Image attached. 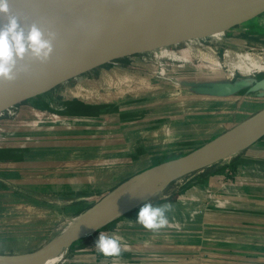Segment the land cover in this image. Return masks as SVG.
Returning <instances> with one entry per match:
<instances>
[{"label": "rangeland", "instance_id": "obj_1", "mask_svg": "<svg viewBox=\"0 0 264 264\" xmlns=\"http://www.w3.org/2000/svg\"><path fill=\"white\" fill-rule=\"evenodd\" d=\"M262 21L264 12L208 37L168 46L186 60L175 61L154 51H119L113 54L119 58L1 108L0 255L30 253L52 243L68 220L110 192L264 109L258 93H240L228 103L215 101L200 108L202 103L177 102L178 95L189 96L177 88L184 79L196 78L200 83L214 78L232 84L246 77H264V71L244 75L225 63L227 51L264 61ZM53 115L58 118L54 120ZM148 116L150 123L144 122ZM194 123L198 135L207 134L199 142L186 137ZM158 139L161 144L166 140V149L157 153L152 148H158L153 144ZM148 141H153L150 147ZM148 148L154 152L149 160L144 155ZM177 179L149 201L170 204L167 216L177 214L175 222L168 217V223L177 227L180 244L177 260L172 254L171 260L176 264H264V134L227 161ZM141 206L57 251L50 264H174L159 262L152 255L141 260L135 251L125 250L126 245L118 257L95 248L100 233L136 236L149 231L151 241L156 233H169L163 230L168 224L151 231L137 222ZM122 221L133 223L116 229Z\"/></svg>", "mask_w": 264, "mask_h": 264}, {"label": "water", "instance_id": "obj_2", "mask_svg": "<svg viewBox=\"0 0 264 264\" xmlns=\"http://www.w3.org/2000/svg\"><path fill=\"white\" fill-rule=\"evenodd\" d=\"M9 8L25 30L36 24L46 33H55L56 39L47 62L30 55L17 62V79L0 81V98L18 90H35L47 82L54 87L87 68L119 58L109 43L121 36L132 35L134 41L208 37L260 15L264 0H230L207 16L173 0H9ZM6 22L0 16V25ZM255 86H264V81ZM83 233L85 229L66 249Z\"/></svg>", "mask_w": 264, "mask_h": 264}, {"label": "bare ground", "instance_id": "obj_3", "mask_svg": "<svg viewBox=\"0 0 264 264\" xmlns=\"http://www.w3.org/2000/svg\"><path fill=\"white\" fill-rule=\"evenodd\" d=\"M173 1L183 5L196 14L207 16L215 9L228 3L230 0ZM133 37L134 36L132 35H124L111 41L109 43L110 46L115 48L112 50V54L123 50L134 49L138 52L154 51V55L155 52H158L175 61L186 60L185 56L178 55L172 52V49L169 50L168 48L171 44L173 46V44H176L179 41H185L183 39L171 38L134 41ZM203 52L206 53L205 51ZM225 57V63L232 71L236 70L244 75H249L257 71H264V61H261L258 57L251 54H239L227 51ZM206 58L210 59L208 61H211L212 63L219 64V62L213 58ZM50 85V82H47L35 90H18L1 97L0 110L10 104V102L17 100L19 97H31L36 90ZM52 118L56 120L58 116L53 115ZM263 132L264 109L257 114L255 113V115L249 119L235 125L233 128L222 133L199 149L191 152V154L189 153V155L186 154V156L184 155L180 158L172 159L168 162L151 167L128 183L110 192L87 211L74 219L68 220L63 226L64 228L62 231L52 243L45 244L30 253L18 255L2 254L0 255V264H50V258L62 248H67L69 242L77 238L79 231L85 229V233H83L82 236L90 235L93 231L105 226L123 213L141 204L143 205V203L151 201L154 197L161 195L166 186L178 177L193 171H198L219 161H227V159L237 155L248 144L255 141V139Z\"/></svg>", "mask_w": 264, "mask_h": 264}, {"label": "crops", "instance_id": "obj_4", "mask_svg": "<svg viewBox=\"0 0 264 264\" xmlns=\"http://www.w3.org/2000/svg\"><path fill=\"white\" fill-rule=\"evenodd\" d=\"M182 81H183L181 82L182 84L181 83L177 84V88H180L181 90L186 91L187 92L186 94H188L189 96L183 97L181 95H178L177 102L183 101L184 103H196V104L202 103L203 105L199 106V108L202 106H205V107L209 106L208 104L212 102L214 103L215 101H221L223 104H225L226 102L228 103L229 102L228 100H230L231 96L237 97L239 96L240 93H245V95L247 96H251L250 94L256 95L258 93V96H260L258 97L259 100L261 102H264V86H261V87L255 86L259 82L264 81V77L262 76L257 77V78L246 77V79H241V81H237V82L235 81L232 84L230 82H227L221 79H214V78H204L200 80L201 81L200 83L196 82L197 81L196 78H193V79L188 78ZM190 105L191 104H189L186 107H189ZM195 106L198 108L197 105ZM223 109L224 108L221 107V110ZM192 110L188 112L189 115L193 114L192 112L194 111ZM176 113H177V110H176ZM151 120H152L151 116H148L147 121H144V122L150 123L152 122ZM174 122H175V119H174ZM174 122H171L170 125H173ZM197 126L198 125L194 123V125H190V127H188L189 131L187 132L186 137L187 139H191L189 140L190 142L192 141L199 142V139H203V137L207 135V134L198 135V132L196 130V128H198ZM191 128L194 130H192ZM174 129L176 128H173V130ZM174 135L175 137H177V133H175ZM216 137H213V138L206 137L205 139L213 140ZM174 139H176L175 141H177V138H174ZM165 141H163L162 143L164 144ZM152 142L148 141L149 147L150 145H152ZM153 144H156V147H158V148H152L153 150L157 149V153L158 151H160V149L162 150L166 149V147L163 144H161V141L159 139ZM205 144H202L201 146H204ZM173 147H176V150H177V145H173ZM199 147L197 146V148L195 149H198ZM189 152H187V154ZM153 153L154 152L151 150V148H148L145 151L144 155H147L146 159L149 160L148 157H151L150 155H153ZM214 189L212 188V190ZM167 217H170L171 221H174V222L177 221V214H168ZM171 221H168V222H171ZM125 223H128L129 225H131L133 221L119 222L116 224V229L121 228L122 226H124ZM167 224H168L167 227L164 228L163 230H167L169 233H156L157 237L153 241H151L149 238V233H148L149 231L147 233L142 232L140 235H136V236H132L131 234L130 236H118L120 238H123L122 241L124 242V244L122 245H126V248H127L125 249V247L122 246V251H125V250L135 251L142 258L141 260H145L146 257H149L150 255H152V257H157L159 262L165 263V261L169 262L170 260V261H173L174 264H176V261L170 259V255L172 254L174 256V259L177 260V248L180 245V244H177V227H172L169 223ZM99 235H96V239L94 242L98 240ZM21 253L23 254V252ZM21 253L18 252L16 254H21ZM4 255H15V254H4ZM147 260H150V259H147Z\"/></svg>", "mask_w": 264, "mask_h": 264}, {"label": "clouds", "instance_id": "obj_5", "mask_svg": "<svg viewBox=\"0 0 264 264\" xmlns=\"http://www.w3.org/2000/svg\"><path fill=\"white\" fill-rule=\"evenodd\" d=\"M0 16L7 22L0 25V81L12 83L17 79V62L30 55L33 60L47 62L54 52L55 33H46L36 24L25 30L18 18L11 14L9 0H0ZM170 204L144 203L138 212L137 222L145 229L156 231L168 223ZM95 248L106 256L118 257L122 251L121 238L100 233Z\"/></svg>", "mask_w": 264, "mask_h": 264}]
</instances>
